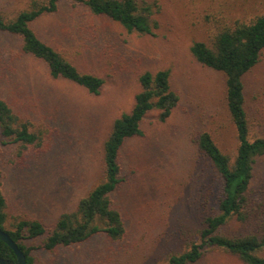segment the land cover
Returning a JSON list of instances; mask_svg holds the SVG:
<instances>
[{"label": "rangeland", "instance_id": "374dc122", "mask_svg": "<svg viewBox=\"0 0 264 264\" xmlns=\"http://www.w3.org/2000/svg\"><path fill=\"white\" fill-rule=\"evenodd\" d=\"M32 1L0 0V14L14 18ZM150 1L159 5L153 35L130 34L112 19L89 13L77 0H60L58 10L33 23L41 39L63 50L82 71L106 79L98 95L52 78L42 60L22 50L21 37L0 32V97L40 136V142L20 154L0 132L8 229L19 219L54 224L102 180L104 141L113 121L133 107L143 72L169 69L180 95L166 121L159 120L158 110L149 112L142 123L144 135L129 138L122 148L128 179L113 200L126 220L125 239L113 243L100 234L54 253L35 249L34 264H167V256L181 248L180 236L201 226L206 198L214 202V170L196 139L208 131L223 152L237 154L225 74L200 63L190 48L199 40L212 44L225 24L264 13V0ZM243 79L254 140L264 137V50ZM263 178L264 156L255 166L254 184ZM245 230L232 222L224 231ZM194 264L245 263L211 248Z\"/></svg>", "mask_w": 264, "mask_h": 264}, {"label": "trees", "instance_id": "16d2710c", "mask_svg": "<svg viewBox=\"0 0 264 264\" xmlns=\"http://www.w3.org/2000/svg\"><path fill=\"white\" fill-rule=\"evenodd\" d=\"M60 0H33L29 8L14 18L0 14V32L22 39V50L42 60L54 79H66L87 89L91 94L101 93L106 79L82 71L63 51L41 39L33 23L43 15L58 10ZM95 16H106L123 26L130 34L153 35L158 28L159 5L150 0H77ZM203 65L221 71L226 77V102L236 125L239 140L235 157L225 153L213 136L202 132L196 139L199 152L209 160L214 170L211 187L214 202L206 198L201 226L194 232L180 236V250L167 256V264H194L212 248L222 249L237 256L245 264H264V178L255 185V166L264 156V137L251 140L245 106L243 77L261 59L264 50V13L247 21L225 24L212 44L195 41L190 48ZM141 89L135 95L133 107L114 121L103 144L104 176L78 203L76 209L65 212L52 225L42 220L19 219L12 229L5 227L7 199L2 190L0 167V228L5 229L27 256V264H34L35 249L54 253L104 235L116 243L125 239L127 225L123 212L115 205L113 193L126 183L121 152L129 138L143 136L142 123L149 112L158 110L160 121H166L179 104L180 95L171 84V71H145L139 78ZM0 132L15 144L20 154L40 142L30 121L23 119L0 97ZM2 149L0 148V166ZM232 222L245 226L240 234L225 232ZM32 241H38L33 246ZM0 255L14 263V250L0 239Z\"/></svg>", "mask_w": 264, "mask_h": 264}, {"label": "water", "instance_id": "95a60500", "mask_svg": "<svg viewBox=\"0 0 264 264\" xmlns=\"http://www.w3.org/2000/svg\"><path fill=\"white\" fill-rule=\"evenodd\" d=\"M0 239L7 243L17 256L16 263L2 257L0 255V264H27V256L21 249L19 244L11 237V235L3 228H0Z\"/></svg>", "mask_w": 264, "mask_h": 264}]
</instances>
